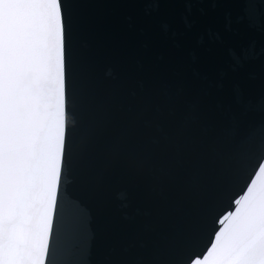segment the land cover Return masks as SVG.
Returning <instances> with one entry per match:
<instances>
[{
  "label": "water",
  "instance_id": "95a60500",
  "mask_svg": "<svg viewBox=\"0 0 264 264\" xmlns=\"http://www.w3.org/2000/svg\"><path fill=\"white\" fill-rule=\"evenodd\" d=\"M67 81L74 109L50 241L51 264H187L211 243L215 217L254 172L221 157L209 170L193 160L166 178L108 166L93 142L106 112L144 88L186 85L205 109L239 116L233 90L264 95V30L252 29L242 0H66ZM264 12V8L259 9ZM241 57V63L233 60ZM209 91L210 96L205 92ZM259 124L258 109L242 117ZM218 121L196 135L217 134ZM159 139V137H154ZM231 140L225 131L224 142ZM264 137L257 133L251 159Z\"/></svg>",
  "mask_w": 264,
  "mask_h": 264
},
{
  "label": "snow or ice",
  "instance_id": "6c2138e0",
  "mask_svg": "<svg viewBox=\"0 0 264 264\" xmlns=\"http://www.w3.org/2000/svg\"><path fill=\"white\" fill-rule=\"evenodd\" d=\"M242 3L249 27L264 30V0ZM66 6V0H0V264H51L49 245L74 131ZM233 60L241 63L235 54ZM186 89L144 88L124 108L110 107L83 152L95 147L108 166L158 178L181 172L193 160L209 170L221 157L237 169L252 164L250 178L215 217L206 251L187 264H264V143L251 159L257 133L264 137V120H242L257 109L264 113V95L253 103L235 88L242 111L224 121ZM213 120L217 134L198 137V125ZM225 131L231 133L228 143Z\"/></svg>",
  "mask_w": 264,
  "mask_h": 264
}]
</instances>
